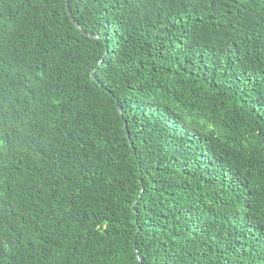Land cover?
I'll return each instance as SVG.
<instances>
[{"label": "trees", "instance_id": "16d2710c", "mask_svg": "<svg viewBox=\"0 0 264 264\" xmlns=\"http://www.w3.org/2000/svg\"><path fill=\"white\" fill-rule=\"evenodd\" d=\"M0 264H264V0H0Z\"/></svg>", "mask_w": 264, "mask_h": 264}, {"label": "water", "instance_id": "95a60500", "mask_svg": "<svg viewBox=\"0 0 264 264\" xmlns=\"http://www.w3.org/2000/svg\"><path fill=\"white\" fill-rule=\"evenodd\" d=\"M66 9H67V13H68V15H69L71 21L74 23L75 27H76L81 33H83V34H85V35H87V36H89V37H95V36H92V35H89V34L85 33V32L80 28L79 24L74 20V18H73L72 14H71V11H70L69 6H68L67 3H66ZM137 257H138V260H140L139 256H137Z\"/></svg>", "mask_w": 264, "mask_h": 264}]
</instances>
